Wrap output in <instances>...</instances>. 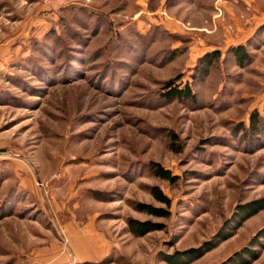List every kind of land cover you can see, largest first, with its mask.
<instances>
[{"label": "rangeland", "instance_id": "1", "mask_svg": "<svg viewBox=\"0 0 264 264\" xmlns=\"http://www.w3.org/2000/svg\"><path fill=\"white\" fill-rule=\"evenodd\" d=\"M240 3L0 0V264L61 240L50 198L59 212L75 204L64 212L72 219L89 216L118 264H168L160 252L200 245L238 204L264 199V0L262 10ZM171 80L193 97L166 99ZM154 164L176 180L155 176ZM153 186L171 200L167 217L136 209L166 208ZM128 218L163 228L134 236ZM262 227L264 209L207 263ZM258 240L253 262L264 264Z\"/></svg>", "mask_w": 264, "mask_h": 264}, {"label": "trees", "instance_id": "2", "mask_svg": "<svg viewBox=\"0 0 264 264\" xmlns=\"http://www.w3.org/2000/svg\"><path fill=\"white\" fill-rule=\"evenodd\" d=\"M259 29L264 34V24L261 25ZM242 48V46H238L233 50L236 53L238 61H241L246 56L245 52L243 53ZM219 56V52H213L202 56L201 61L203 65L201 64L202 70L200 71L202 77L208 73L209 66L213 60L218 59ZM172 83L174 82L171 80L165 85L167 90L163 96L166 99L193 97L188 85L179 87L172 86ZM250 120L252 128L255 127L258 122V114L256 112L251 114ZM152 172L155 176L169 181H175L177 178V176L173 175L170 170L163 168L159 164H154ZM151 191L154 198L165 204L166 208L162 206H154L149 203H138L136 205V209L155 217H167L170 215V198L163 194L157 186H153ZM262 209H264V199H254L240 203L236 206L232 216L226 220L208 240L203 241L200 245L195 247H189L183 250H174L171 253L160 252L159 259L167 262L168 264H190L217 247L220 243L232 237L245 220L255 215ZM126 224L128 232L134 236H143L148 232L161 230L163 228V224L159 222L139 220L136 218H128L126 220ZM260 237L264 238V227L260 228L255 233L247 245L234 251L227 258L217 264H251L260 255V250L255 248V245H257L256 243H260L258 240Z\"/></svg>", "mask_w": 264, "mask_h": 264}, {"label": "crops", "instance_id": "3", "mask_svg": "<svg viewBox=\"0 0 264 264\" xmlns=\"http://www.w3.org/2000/svg\"><path fill=\"white\" fill-rule=\"evenodd\" d=\"M240 4L244 7L253 5L255 8L261 9L258 0H241ZM1 145L0 142V150L7 151L6 146ZM42 201L46 203L47 199H42ZM48 202H50V206L56 208L55 211L53 208L51 209L56 214L58 239L61 240L31 244L22 253L19 264H118L110 257L112 244L107 240L105 232L94 221H91L89 216L87 220L85 218L80 222L77 218L72 219L69 215L74 212L75 204L65 205L66 208L68 207L67 211L70 212L66 214L68 212H66V208L64 209V205H62L64 210L59 212L61 204L57 200L50 198ZM70 207L72 210L69 209ZM215 251L216 249L207 252L190 264H208L206 260Z\"/></svg>", "mask_w": 264, "mask_h": 264}]
</instances>
